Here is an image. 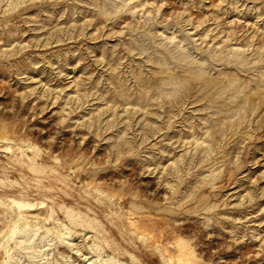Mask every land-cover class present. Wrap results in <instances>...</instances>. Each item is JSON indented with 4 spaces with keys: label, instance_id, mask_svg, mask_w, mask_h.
<instances>
[{
    "label": "rangeland",
    "instance_id": "1",
    "mask_svg": "<svg viewBox=\"0 0 264 264\" xmlns=\"http://www.w3.org/2000/svg\"><path fill=\"white\" fill-rule=\"evenodd\" d=\"M89 262L264 264V0H0V264Z\"/></svg>",
    "mask_w": 264,
    "mask_h": 264
},
{
    "label": "bare ground",
    "instance_id": "2",
    "mask_svg": "<svg viewBox=\"0 0 264 264\" xmlns=\"http://www.w3.org/2000/svg\"><path fill=\"white\" fill-rule=\"evenodd\" d=\"M21 144V143H20ZM25 150V149H24ZM29 150V149H28ZM3 151V150H2ZM19 154V153H18ZM4 155V154H3ZM33 156V155H32ZM33 158V157H32ZM7 160V159H6ZM31 160V159H30ZM34 160V159H33ZM36 160V159H35ZM4 162V161H3ZM41 163V162H40ZM39 166V165H38ZM32 167V166H31ZM47 167V166H46ZM10 168V167H9ZM48 168V167H47ZM35 169V168H34ZM46 169V168H45ZM49 169V168H48ZM10 170V169H9ZM58 172V171H57ZM23 173V172H22ZM4 175V174H3ZM27 175H28V173H27ZM60 176V175H59ZM26 177V176H25ZM28 177V176H27ZM49 177V176H48ZM58 177V176H57ZM23 178V177H22ZM36 178V177H35ZM56 178V177H55ZM32 179V178H31ZM57 179V178H56ZM63 179V178H62ZM69 179V178H68ZM10 180V179H9ZM25 181V180H24ZM61 181V180H60ZM42 182V181H41ZM26 183V182H25ZM67 183V182H66ZM40 184V183H39ZM70 184V183H69ZM12 185V184H11ZM51 185V184H50ZM55 185V184H54ZM2 186V185H1ZM18 186V185H17ZM57 187V186H56ZM7 188V187H6ZM69 188V187H68ZM17 189V188H16ZM26 189V188H25ZM24 189V190H25ZM51 189V188H50ZM78 189V188H77ZM3 190H4V188H3ZM54 190H56V189H54ZM65 191V190H64ZM63 192V191H62ZM29 193V192H28ZM67 193V192H66ZM65 193V194H66ZM27 194V193H26ZM74 194V193H73ZM19 195V194H18ZM67 195V194H66ZM46 196V195H45ZM21 197V196H20ZM74 197V196H73ZM80 197V196H79ZM84 197V196H83ZM97 200V199H96ZM77 201V200H76ZM89 201V200H88ZM91 201V200H90ZM105 202V201H104ZM89 203V202H88ZM96 203H97V201H96ZM79 204V203H78ZM88 205V204H87ZM84 206V205H83ZM85 207V206H84ZM111 207V206H110ZM113 208V207H112ZM78 209V208H77ZM7 210V209H6ZM74 211V210H73ZM121 212V211H120ZM84 214V213H83ZM82 214V215H83ZM106 214V213H105ZM62 216H64V215H62ZM84 217V216H83ZM104 217V216H103ZM119 217V216H118ZM111 218V217H110ZM100 219V218H99ZM98 219V220H99ZM88 220V219H87ZM33 221V220H32ZM95 221V220H94ZM125 221V220H124ZM92 222V221H91ZM114 223V222H113ZM119 224V223H118ZM92 225V224H91ZM95 225H97V224H95ZM105 225V224H104ZM114 225V224H113ZM100 226V225H99ZM100 228V227H99ZM100 231V230H99ZM102 231V230H101ZM122 232V231H121ZM93 233V232H92ZM131 233V232H130ZM125 234V233H124ZM101 235V234H100ZM97 236V235H96ZM109 236V235H108ZM114 239V238H113ZM140 239V238H139ZM126 241V240H125ZM134 241V240H133ZM63 242V241H62ZM131 242V241H130ZM72 243V242H71ZM100 243V242H99ZM102 243V242H101ZM69 244V243H68ZM114 244V243H113ZM129 244V243H128ZM112 247V246H111ZM120 247V246H119ZM101 248V247H100ZM116 249V248H115ZM125 251V250H124ZM114 252H115V250H114ZM122 252V251H121ZM155 252V251H154ZM119 254V253H118ZM127 254V253H126ZM154 254V253H153ZM157 254V253H156ZM105 255V254H104ZM117 257V256H116ZM121 258V257H120ZM142 258V257H141ZM159 258V257H158ZM87 260V259H86ZM144 260V259H143ZM150 261V260H149ZM170 261V260H169ZM92 262V261H91ZM145 262V261H144ZM199 262V261H198ZM160 263V262H159ZM171 263V262H170ZM88 264H91L90 262L88 263ZM161 264V263H160ZM198 264V263H197ZM200 264V263H199Z\"/></svg>",
    "mask_w": 264,
    "mask_h": 264
}]
</instances>
